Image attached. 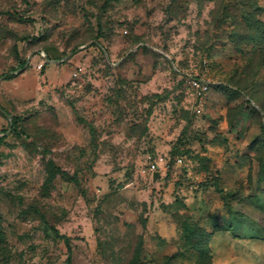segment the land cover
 <instances>
[{"label":"rangeland","instance_id":"1","mask_svg":"<svg viewBox=\"0 0 264 264\" xmlns=\"http://www.w3.org/2000/svg\"><path fill=\"white\" fill-rule=\"evenodd\" d=\"M0 107V264H264V0H0Z\"/></svg>","mask_w":264,"mask_h":264},{"label":"built area","instance_id":"2","mask_svg":"<svg viewBox=\"0 0 264 264\" xmlns=\"http://www.w3.org/2000/svg\"><path fill=\"white\" fill-rule=\"evenodd\" d=\"M41 67H42V65L39 66V68H41ZM74 76H76V75L74 74ZM191 87L195 91V94L197 97H202L208 88L207 83L200 81V80H197V79L191 81ZM157 170L158 169H157L156 165L152 164L148 168L144 169L142 171V174L152 176V174L157 172Z\"/></svg>","mask_w":264,"mask_h":264},{"label":"trees","instance_id":"3","mask_svg":"<svg viewBox=\"0 0 264 264\" xmlns=\"http://www.w3.org/2000/svg\"><path fill=\"white\" fill-rule=\"evenodd\" d=\"M22 64H24V63H22ZM46 66H47V63H44V64L42 65V68H45ZM11 77H12V76H7V78H11ZM0 109H1V107H0ZM12 132L15 133V134H17V133L20 134L19 132H17V128H16V127L13 129ZM51 230H52L53 234H54L57 238H61V239L64 240L65 245H66L67 248H68V252H70L71 249H70V247H69L68 240H67L65 237L59 235V233H58V231H57L56 229H51ZM67 264H71V263H70V259L67 260Z\"/></svg>","mask_w":264,"mask_h":264},{"label":"water","instance_id":"4","mask_svg":"<svg viewBox=\"0 0 264 264\" xmlns=\"http://www.w3.org/2000/svg\"><path fill=\"white\" fill-rule=\"evenodd\" d=\"M160 176V173L159 172H155L152 174V180L153 182H155Z\"/></svg>","mask_w":264,"mask_h":264}]
</instances>
